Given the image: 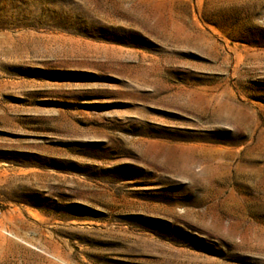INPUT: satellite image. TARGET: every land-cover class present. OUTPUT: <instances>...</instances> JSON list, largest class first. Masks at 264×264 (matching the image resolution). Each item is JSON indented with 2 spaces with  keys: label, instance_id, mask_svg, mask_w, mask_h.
<instances>
[{
  "label": "rangeland",
  "instance_id": "1",
  "mask_svg": "<svg viewBox=\"0 0 264 264\" xmlns=\"http://www.w3.org/2000/svg\"><path fill=\"white\" fill-rule=\"evenodd\" d=\"M0 264H264V0H0Z\"/></svg>",
  "mask_w": 264,
  "mask_h": 264
}]
</instances>
